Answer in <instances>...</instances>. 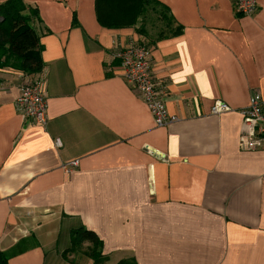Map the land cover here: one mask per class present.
<instances>
[{"label": "crops", "instance_id": "crops-1", "mask_svg": "<svg viewBox=\"0 0 264 264\" xmlns=\"http://www.w3.org/2000/svg\"><path fill=\"white\" fill-rule=\"evenodd\" d=\"M23 1L48 121L17 112L25 74L0 68V263L94 264L69 253L87 229L104 264H264V150L240 147L243 110L264 100V0L250 16L233 0H156L121 28L100 24L96 0ZM130 44L150 49L177 122L156 126L123 77L114 54ZM217 100L230 110L214 114Z\"/></svg>", "mask_w": 264, "mask_h": 264}, {"label": "built area", "instance_id": "built-area-1", "mask_svg": "<svg viewBox=\"0 0 264 264\" xmlns=\"http://www.w3.org/2000/svg\"><path fill=\"white\" fill-rule=\"evenodd\" d=\"M239 13L245 16L253 15L258 7V0H233ZM114 58L119 62L123 77L131 83L138 96L148 107L156 126L166 127L178 121V117L170 116L165 102V87L158 83L152 74L150 49L141 44H130L115 52ZM45 73L29 81L24 77L15 108L19 114L30 119L34 125L46 126L47 114V85ZM230 110L222 101H215L214 114ZM243 125L240 136V147L244 151L264 150V100L259 91L251 96L249 107L243 110ZM57 147L61 146L59 139ZM152 153L151 150H147ZM163 160H167L162 156ZM79 161L74 160L63 166L70 172L78 167Z\"/></svg>", "mask_w": 264, "mask_h": 264}, {"label": "trees", "instance_id": "trees-1", "mask_svg": "<svg viewBox=\"0 0 264 264\" xmlns=\"http://www.w3.org/2000/svg\"><path fill=\"white\" fill-rule=\"evenodd\" d=\"M157 5L159 2L156 0H96V13L104 27L121 28L135 25L148 7ZM36 14V9L28 7L23 0H8L0 4V68H10L33 78L43 72L39 36L32 26ZM101 246L95 232L74 230L69 253L85 250L83 254L94 264H103L107 256L102 254ZM119 264L137 263L134 259H127Z\"/></svg>", "mask_w": 264, "mask_h": 264}, {"label": "rangeland", "instance_id": "rangeland-1", "mask_svg": "<svg viewBox=\"0 0 264 264\" xmlns=\"http://www.w3.org/2000/svg\"><path fill=\"white\" fill-rule=\"evenodd\" d=\"M155 15V13H152L151 11H150V13H149V16H150V18H152L153 16ZM152 22L151 21H148V27H147V31H150V30H148V29H150L151 28V24ZM156 34V33H155ZM153 32L151 33V32H148V36L151 38H154V36H156ZM24 76V75H23ZM28 81L31 79V78H33L32 76H29L28 74H26L25 76H24ZM88 245V244H87ZM84 249H86V248H84ZM83 251H85V250H83ZM82 251V252H83ZM72 254H76V251H74ZM73 257H75V258H79V257H81L80 255H75V256H73ZM104 264V263H103Z\"/></svg>", "mask_w": 264, "mask_h": 264}]
</instances>
